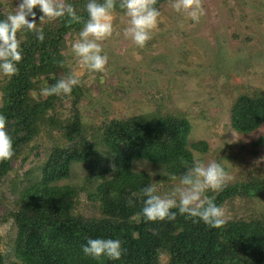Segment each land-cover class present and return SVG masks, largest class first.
<instances>
[{
    "label": "trees",
    "instance_id": "trees-1",
    "mask_svg": "<svg viewBox=\"0 0 264 264\" xmlns=\"http://www.w3.org/2000/svg\"><path fill=\"white\" fill-rule=\"evenodd\" d=\"M166 2L170 0H156L159 11ZM64 3H71L87 18V0ZM5 16L0 3V18ZM80 27L67 25L64 19L52 20L43 27V42L25 33L18 73L1 87L0 114L6 117L14 156L0 163V184L43 125L62 131L68 144L51 149L41 176L16 194L10 211L3 205L6 211L0 214V223L12 219L17 231L16 260L6 263L0 236V264H160L162 254L169 257L167 264H264V218L225 220L221 227L209 228L179 214L174 221L159 222H145L138 214L144 199L141 189L152 183V178L147 172H135L134 161L145 160L179 175L185 170L182 161L191 163V149L208 151L206 142L189 144L192 128L187 118L164 114L143 123L110 120L104 126L102 142L115 155L111 169L108 161L98 157L94 142L86 135L79 86L70 94L72 115L65 121L56 117V111L59 102L70 95L34 98L39 84L46 81V87L63 78L66 38L78 34ZM231 121L240 134L264 127V92L240 94L231 108ZM74 163L85 165L88 183L99 182L87 194L91 201L88 214L81 208L77 188L57 184L71 177ZM163 183H170L166 176ZM208 195H214L222 206L236 197H262L264 178L229 185ZM98 237L121 240L125 251L119 261H96L83 254L81 246L87 238Z\"/></svg>",
    "mask_w": 264,
    "mask_h": 264
},
{
    "label": "rangeland",
    "instance_id": "rangeland-1",
    "mask_svg": "<svg viewBox=\"0 0 264 264\" xmlns=\"http://www.w3.org/2000/svg\"><path fill=\"white\" fill-rule=\"evenodd\" d=\"M19 2L0 0L6 15L14 12ZM201 2L205 15L195 24L174 12L170 2L162 4L160 23L143 49L124 38L122 29L126 18L114 13L113 35L101 42L103 53L109 57L102 74H91L78 64L71 52V44L78 34L67 36L62 77L71 73L81 81L79 108L86 135L94 142L98 157L108 161L111 169L115 155L102 142L106 123L112 119L143 123L172 114L189 121L190 145L208 144L207 152L191 150L206 160L222 163L231 177L226 186L264 178V127L251 134H240L231 121V108L240 94L264 92V0ZM34 11L41 15L39 10ZM6 79L0 76V106L1 87ZM45 82L34 90L35 99L46 98L41 94ZM71 98L72 95L62 99L57 106L56 117L61 121L71 118ZM67 144L62 131L43 125L14 164L13 171L0 184L3 202L0 214L6 211L3 205L10 211L16 194L39 179L51 149ZM162 168L145 160L133 163L135 172H147L152 182L158 183L156 188L161 194L172 187L171 182L164 185ZM87 177L85 165L74 163L71 177L57 183L77 188L86 214L91 208L87 194L99 183H88ZM84 186L86 191L81 190ZM223 209L225 220L264 218V195L236 197L227 201ZM9 221L0 223L1 252L6 263L16 260L17 231L13 220ZM168 260L162 254L160 264H167Z\"/></svg>",
    "mask_w": 264,
    "mask_h": 264
},
{
    "label": "clouds",
    "instance_id": "clouds-1",
    "mask_svg": "<svg viewBox=\"0 0 264 264\" xmlns=\"http://www.w3.org/2000/svg\"><path fill=\"white\" fill-rule=\"evenodd\" d=\"M170 5L174 12L193 24L205 15L201 0H170ZM34 10L41 13L38 18ZM117 10L126 18V26L122 29L124 38L139 49L145 48L161 19L156 0H87L86 19L71 3L20 0L14 12L0 18V76L11 78L18 73L25 33H31L37 41L43 42L45 22L55 19H64L67 25H81L78 37L71 44L72 55L89 73H104L109 57L103 53L101 42L113 35ZM80 82L75 74L70 73L42 88L41 94L68 96ZM13 156V139L7 130L6 117L0 114V163ZM182 163L185 170L179 175L162 168L160 175L172 183L168 191L159 193L158 183L154 182L141 189L144 199L138 214L145 222L174 221L179 214L192 223L202 222L209 228L221 227L225 223V211L215 202V196L208 193L223 191L231 177L222 163L206 160L195 152L190 164L187 161ZM81 250L86 257L96 261H119L125 251L121 240L99 237L87 238Z\"/></svg>",
    "mask_w": 264,
    "mask_h": 264
}]
</instances>
